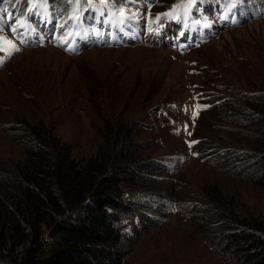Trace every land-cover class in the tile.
I'll return each instance as SVG.
<instances>
[{"label":"rangeland","instance_id":"rangeland-1","mask_svg":"<svg viewBox=\"0 0 264 264\" xmlns=\"http://www.w3.org/2000/svg\"><path fill=\"white\" fill-rule=\"evenodd\" d=\"M159 2L150 9L130 0L125 7L143 35L137 41L73 43L70 52L50 41V29L31 30L24 39L10 28L0 32V43L15 47L0 48V172L26 163L18 141L23 128L49 131L47 140L69 145L84 165L101 155L102 132L110 124L131 133L151 168L144 170L149 181H137L140 190L130 195L135 209L124 224L139 235L122 264H226L205 241L201 216L217 202L264 223L258 167L231 159L253 143L248 128L230 119L239 93L264 95V14L239 23L223 17V26L215 15L213 31L195 39L172 33L169 44H160L170 27L151 39L146 31V13H158ZM41 37L49 41L40 44ZM3 183L0 205L7 202ZM179 206H197L199 216L186 217Z\"/></svg>","mask_w":264,"mask_h":264},{"label":"trees","instance_id":"trees-1","mask_svg":"<svg viewBox=\"0 0 264 264\" xmlns=\"http://www.w3.org/2000/svg\"><path fill=\"white\" fill-rule=\"evenodd\" d=\"M156 1L159 0H143L153 8ZM34 2L29 8L39 14L50 8L58 32L67 34L78 19L87 25L92 12L111 18L130 0ZM0 6H5L1 0ZM156 6L159 12L155 17L174 10L188 17L193 11L205 12L209 6L217 15L237 14L241 22L264 14V0H161ZM17 9L16 14L23 20L25 9ZM244 10L252 13L246 14ZM75 15L78 19H74ZM263 96L239 93L237 112L234 117L229 114L227 117L244 124L248 128L245 132L248 142L253 143L246 144L249 145L244 149L246 153H237L231 159L258 167L263 177L261 184H264ZM21 134L18 141L25 149L26 163L9 173L0 172L8 190L4 193L7 202L0 205V264H122L135 250L139 235L136 227L129 224L128 231V225L124 224L126 215L135 209L130 195L140 190L137 181L148 180L144 170L151 169L139 152L140 143L133 141L131 133H121L107 124L102 132L101 155L80 165L73 159L69 145L59 139H46L50 133L44 128L36 125L23 128ZM211 204L206 212L199 207L204 210L201 217L206 223L201 232L217 255L226 264H264V223L243 219L226 204ZM195 210L197 206L192 210L178 207L180 214L189 218L199 216Z\"/></svg>","mask_w":264,"mask_h":264},{"label":"snow or ice","instance_id":"snow-or-ice-1","mask_svg":"<svg viewBox=\"0 0 264 264\" xmlns=\"http://www.w3.org/2000/svg\"><path fill=\"white\" fill-rule=\"evenodd\" d=\"M77 2H78V0H77ZM119 15L123 17V16H125V13L121 10ZM13 30H15V29H13Z\"/></svg>","mask_w":264,"mask_h":264}]
</instances>
